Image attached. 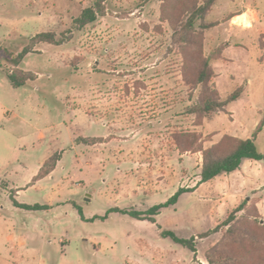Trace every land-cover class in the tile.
I'll return each mask as SVG.
<instances>
[{
    "label": "rangeland",
    "instance_id": "1",
    "mask_svg": "<svg viewBox=\"0 0 264 264\" xmlns=\"http://www.w3.org/2000/svg\"><path fill=\"white\" fill-rule=\"evenodd\" d=\"M96 2L103 13L77 28L74 19ZM245 6L259 17L249 31L246 14L228 21ZM181 19L182 0H0V264H208L227 227L212 230L234 209L232 194H212L221 182L202 199L181 194L149 215L154 222L131 213L199 183L201 154L179 151L182 135H199L207 148L256 133L264 149V0H216L205 18L195 50L222 49L210 85L221 99L240 93L206 117L186 113L200 88L188 83L193 65L173 37ZM41 32L64 41L31 44ZM29 45L14 67L8 60ZM15 68L35 78L14 88L6 72ZM53 154V172L33 182ZM12 199L49 208L28 211ZM255 199L264 213V188ZM254 219L264 226L261 213ZM161 230L193 239L195 252Z\"/></svg>",
    "mask_w": 264,
    "mask_h": 264
},
{
    "label": "trees",
    "instance_id": "2",
    "mask_svg": "<svg viewBox=\"0 0 264 264\" xmlns=\"http://www.w3.org/2000/svg\"><path fill=\"white\" fill-rule=\"evenodd\" d=\"M215 1L182 0V19L178 24L173 25V37L177 43H181L184 57L193 65V77L188 83L192 84L193 87L200 88L197 100L186 108L187 114H193L196 117H206L211 113L222 110L224 106L237 100L240 95L239 91L236 90L221 99L210 85L214 74L211 60L218 59L222 49L219 48L217 55L210 56H202L200 49L198 51L195 50L197 44L201 43L203 31L210 27V24L204 21ZM99 13L103 12L99 2H96L93 7L84 8L80 15L74 19V23L77 28H82L95 21ZM63 41L62 38L57 39L53 32H41L31 39V44L47 42L59 45ZM189 49H193L192 52ZM30 52L31 45L25 46L8 61L14 67H17ZM15 69L11 72H6V77L14 88L20 87L27 80L35 78L31 73ZM262 125L263 120L259 124L257 131H260ZM255 136L256 133L249 138L225 135L217 143L204 148L199 135L186 134L180 136V140L176 138V144L182 153L200 152V182H205L222 173H230L238 169L244 159L264 162V149L262 151L257 149ZM76 141L84 144H94L101 141V138L77 137ZM59 159V154H53L46 159L32 181H38L48 176L55 169ZM188 191H190L188 188H179L165 203L151 207L146 213L132 212L131 215L138 219H148L154 222V219L149 217V215H155L161 207L176 203L180 194ZM12 201L14 206L26 210L48 208L47 205L23 204L15 199H12ZM256 202V199H243L212 230L216 231L219 225L227 227L220 241L206 253L208 264H264V257L257 258L256 261L252 260L253 250H258L260 256L264 255V226L259 225L254 219L259 215ZM240 211H243V214L238 218L236 215ZM160 234L163 237H170L175 243L195 252L193 239L178 238L170 230H161Z\"/></svg>",
    "mask_w": 264,
    "mask_h": 264
},
{
    "label": "crops",
    "instance_id": "3",
    "mask_svg": "<svg viewBox=\"0 0 264 264\" xmlns=\"http://www.w3.org/2000/svg\"><path fill=\"white\" fill-rule=\"evenodd\" d=\"M247 9L246 11H243L242 13H235L239 9H236L232 11L229 14L228 21L232 22L234 21L236 16L246 14L247 15V21L248 24L246 26V30H252L254 26H256V22L259 21L258 17V11L256 9H253L251 7L245 6ZM261 33V32H258ZM195 154V153H192ZM262 161H256L252 159H244L242 163L240 164L239 168L230 172V173H222L220 175L215 176L214 178L205 181L200 182V175L198 176L199 183L196 182V184L192 186H188L190 191L189 193H197L198 197L202 199V194L205 193L207 185L213 183L214 181L221 182L216 190L212 189V194L218 193V192H227L234 196L235 202L231 206V208H235L243 199H255L258 198L262 193V188H264V172L259 171L261 168ZM250 165L254 166L252 169L250 168ZM53 172V171H52ZM51 172V173H52ZM200 172V170H199ZM50 173V174H51ZM49 174V175H50ZM48 175V176H49ZM47 177V176H46ZM225 180V182H224ZM186 193V192H184ZM182 193V194H184ZM181 196V194H180ZM261 199L256 202V207L264 216V213L261 210ZM48 206V205H47ZM49 208V206H48ZM48 208L40 209V210H46ZM23 209V208H21ZM26 210V209H25ZM28 211H35V210H28ZM7 240H12L14 237L12 234L8 233L6 235ZM20 245H24V241H19Z\"/></svg>",
    "mask_w": 264,
    "mask_h": 264
}]
</instances>
